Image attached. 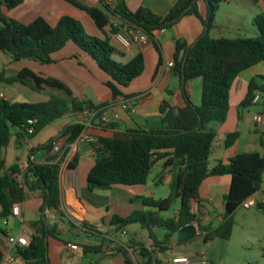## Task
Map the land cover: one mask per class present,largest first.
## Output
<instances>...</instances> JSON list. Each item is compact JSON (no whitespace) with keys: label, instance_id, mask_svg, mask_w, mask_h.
Wrapping results in <instances>:
<instances>
[{"label":"trees","instance_id":"16d2710c","mask_svg":"<svg viewBox=\"0 0 264 264\" xmlns=\"http://www.w3.org/2000/svg\"><path fill=\"white\" fill-rule=\"evenodd\" d=\"M62 1L87 13L104 38L87 35L82 23L69 15L62 16L55 26L43 17L36 18L30 24L22 23L9 16L7 11L22 6L25 0H0V52L17 61L28 60L50 65L55 62V54L73 43L89 54L112 80L106 85L113 100L128 99L120 88H128L143 75L145 58L143 54H138L128 63L113 58L118 50L112 37L116 30L112 26L111 14L120 16L151 37V42L160 54L161 66L162 50L155 40L157 32L171 29L188 16L198 18L204 27L203 34L192 45L182 38L176 40L172 73L180 80L185 106L177 107L169 100H164L160 107L161 128L112 132L110 129H115L113 125L94 126L98 133L93 134L96 142L89 144L94 159V166L87 177L90 191H112L116 186H145L152 171L160 163L164 170L158 183L169 181L175 173L169 198L155 200L143 195L133 196L123 201L130 211L127 217L118 213L112 215L109 225L116 232H126L130 226L139 224L149 231V238L154 242L153 247L135 240L117 246L111 254L113 264H164L158 255L170 248L172 239L180 229L194 221L199 224V237L205 243L216 239L229 240L233 234L236 211L263 187L264 152L238 154L212 166L210 159L214 154L218 132L210 128V125L227 121L231 109V89L239 75L256 65L264 64V15L254 19L258 29L254 37L214 38L211 32L215 28V17L225 0H178L166 16L156 15L146 7L132 12L124 0H119L113 10L101 0L106 12L81 0ZM201 3L207 6L205 16L200 13ZM197 78L203 80L201 106L192 102L188 87L189 81ZM0 82L21 83L38 93L47 90L60 93L52 95L47 102L35 104L0 100V219L12 217L14 206L24 203L28 192L39 193L43 204L40 218L32 223L34 232L30 245L17 247L15 254L22 256L28 264H51L48 242L50 238H59V221L66 218L59 184L61 164L35 163L31 158L37 151L61 139H66L67 144L74 143L86 129L85 125L78 123L85 121L82 114L103 109L109 104L106 101L97 105L79 98L63 81L43 77L30 68H24L8 78L0 72ZM263 82L264 77L250 81L239 110L253 105L255 93L263 89ZM66 116L75 117V121L47 144L31 150L27 172L24 173L26 190L15 178V174L21 172L19 166H7V148L13 138H16V145L20 148L25 140L34 139L52 123ZM29 129L34 130L33 134L29 135ZM239 138L238 131L228 133L223 148L231 149ZM260 143L264 149L263 135ZM80 158L79 154L75 155L68 168L76 169ZM222 176L231 177L229 191L224 196L225 213L219 225H204L198 215L193 213V203L198 201L203 205L200 192L204 182ZM173 199H180V208L174 218L165 219L161 212L170 208ZM257 204L263 208L261 203ZM49 214H53L59 221L51 223ZM84 227L87 231L94 230L93 227ZM154 228L165 230V237L159 238ZM105 241L98 245H83L84 255L101 254ZM2 260L0 249V264Z\"/></svg>","mask_w":264,"mask_h":264},{"label":"crops","instance_id":"0c3cea01","mask_svg":"<svg viewBox=\"0 0 264 264\" xmlns=\"http://www.w3.org/2000/svg\"><path fill=\"white\" fill-rule=\"evenodd\" d=\"M84 3L93 5L98 2L102 6L101 0H81ZM89 1V2H88ZM119 0H111L112 5H116ZM128 9L132 12H136L141 7H146L151 10L154 14L159 16H166L169 11L174 7L178 0H124ZM62 0H25L24 4L12 11H7V14L12 18L25 23L30 24L38 17L45 18L52 26H55L59 19L64 16L60 14V10L65 7ZM90 3V4H89ZM98 7V6H96ZM100 8V7H98ZM200 13L205 16L207 13V6L205 3L200 4ZM258 15H264V2L255 3L252 0H225L222 4L220 10L217 12L215 17V28L212 31H217L219 35H225V32L235 33L239 35H246L250 33L252 37L258 34V29L254 24V19ZM50 16L55 19L54 24H52L46 17ZM204 27L201 21L194 17L188 16L183 18L178 24L173 26L171 29L159 31L155 34V40L159 44L162 50V59L164 62H174V56L176 51V40L179 38L185 39L189 45L194 44L197 39L203 34ZM213 37V36H212ZM240 37V36H239ZM216 38V37H214ZM218 38H229V37H218ZM114 40V39H113ZM115 46L118 50L115 55V60L128 63L138 54H143L145 58V71L143 75L135 80L129 87H132L131 92H129L128 99L113 100L109 90L98 87L97 85L86 84L83 86L82 99H87L92 101L94 104H100L102 102L108 101V104H115V109L119 112L120 119L114 123V128L117 130H155L162 127L160 107L164 100H169L174 106L184 107L185 99L182 94V88L179 78L174 74H162L160 65V54L157 51L155 45L150 41L146 46L139 47L134 45L131 49L123 48L116 40H114ZM27 61L28 60H23ZM22 60L17 61L12 56L6 55L0 52V72L5 74V77H12L20 70L24 69V63ZM125 61V62H124ZM33 62V61H29ZM42 65V64H41ZM27 68V67H26ZM35 72V71H34ZM37 73V72H35ZM39 75V74H38ZM46 77V76H43ZM257 77H264V64L256 65L244 72H242L237 80L235 81L230 96L231 109L227 121L219 125L215 130L219 134L225 136L228 133L238 131L240 133V138L229 150L223 148V142L219 148L223 149L224 152H217V158L222 156V160L227 161L229 158L234 157L242 153H252L259 152L263 153L264 149L253 148L249 140L243 139V131H247L251 134V127L245 121V112L249 109L254 112L253 125L255 126L254 132L258 133L262 128L264 131V126H260L256 123V117L259 114L264 115V107L258 105H252L249 108L239 110V106L245 99L248 86L252 79ZM62 81V80H61ZM65 83V82H64ZM128 87V88H129ZM188 87L191 94V100L196 106H201L202 104V91H203V80L202 78H197L189 81ZM27 89L33 91L31 88L21 84L14 83L8 84L6 82H0V94L4 95L3 99L10 102L22 101L21 99L28 95ZM86 90H90L93 98H89L86 94ZM35 92V91H33ZM27 93V94H26ZM38 93V92H35ZM46 96H49V101L51 96L55 93L53 90H47L42 92ZM25 94V95H24ZM41 94V93H39ZM57 94V93H56ZM60 95V93H58ZM29 97V96H27ZM97 99L96 101L94 99ZM124 100H131L134 104V109L131 111H123L120 109L119 104ZM19 103V102H18ZM70 117V121L66 122L62 126V130L75 121V117ZM64 117V118H66ZM62 118V119H64ZM59 119L54 123L62 120ZM52 123L51 125H53ZM50 125V126H51ZM48 126V127H50ZM47 127V128H48ZM46 128V129H47ZM89 132L93 135L98 133L96 128L93 126L89 127ZM45 129V130H46ZM101 130V128H98ZM116 130V131H117ZM44 131V130H43ZM113 132V130L110 129ZM58 134V135H59ZM57 137V136H56ZM55 137V138H56ZM264 138V136H263ZM60 142H64L61 139ZM48 142L41 141L40 134L36 136L31 141L23 143L20 148L16 145V138H13L10 146L6 150L7 166L12 167L20 165L22 163H27L31 150L36 149ZM261 148L262 145L260 143ZM48 147V146H47ZM256 147V146H255ZM45 152V149L43 150ZM215 151V150H214ZM37 154V152H36ZM36 154L33 156V161L35 163H51L49 161L50 155L45 152V158L41 161H37ZM80 155V162L76 169H69L65 167L60 169V194H61V204L63 211L65 212L66 218L64 221H59L54 217L53 214H49L51 223L54 221H59V231L60 235L58 239H49V257L51 264H113L114 259L112 258V252H108L107 249L115 247V241L118 243L115 235L110 234L113 227L109 225L110 219L113 214L117 212H124L129 214V208L126 207L125 203H118L115 205L114 200L109 204L105 201L101 207L95 206L94 203L91 205L83 200V191L88 190L92 194L94 192L90 191L87 187V183L82 180L83 176L87 179L92 166L89 157H92V149L88 144H81L77 148L75 155ZM54 162V160L52 161ZM85 162V163H84ZM175 172V170H174ZM173 173L172 176H174ZM171 176V177H172ZM264 176V175H263ZM170 177V179H171ZM231 184L230 176L213 177L209 178L204 182L201 188V198L203 199V205L198 201L193 203V213L197 214L204 225L208 223H213V218L211 213L207 209L210 206L213 198L211 196V186L212 185H224L227 187V192L229 191ZM114 191V189L112 190ZM112 191H95V192H112ZM262 191V189H261ZM261 191H259L254 197L258 199ZM225 194V195H226ZM224 195V196H225ZM253 197V198H254ZM32 200V204L27 201V199ZM26 201L23 203V213L20 221L22 222V228L20 231H15L10 229L9 231L2 232L0 235V249L3 253L8 251L6 237L8 235H21L26 234L31 240V235L34 230L32 223L40 218V208L43 201L39 193L28 192ZM260 203V202H259ZM200 207V210L195 209L194 205ZM264 207V200L261 202ZM126 208V209H125ZM1 211V207H0ZM33 212V213H32ZM5 220V225L9 226V219ZM223 215H220L219 221L221 222ZM102 222L108 229L107 232H99L94 227H99ZM76 223L82 224V229L78 228ZM197 223V222H196ZM214 224V223H213ZM215 225V224H214ZM84 226L93 227V231L86 230ZM198 229L200 232L199 225ZM216 226V225H215ZM72 237L85 238L87 240L86 244H81L77 239L73 240ZM139 238V237H138ZM145 238V237H144ZM103 252L99 255H84L83 245H98L104 243ZM130 243L133 240L138 241V239L128 238ZM95 242V243H94ZM68 243H75L79 245V250L73 251L67 247ZM120 244V243H119ZM122 245V244H120ZM15 254V251L13 252ZM174 257H188L183 252L174 253ZM161 259V254L158 255ZM208 261V260H207ZM212 263V260H209ZM28 264V263H26ZM213 264V263H212Z\"/></svg>","mask_w":264,"mask_h":264},{"label":"rangeland","instance_id":"374dc122","mask_svg":"<svg viewBox=\"0 0 264 264\" xmlns=\"http://www.w3.org/2000/svg\"><path fill=\"white\" fill-rule=\"evenodd\" d=\"M62 3L65 5V7L60 10V14L69 15L74 19L80 21L87 35L94 36L100 39L104 38L102 33L96 27L94 21L90 18L87 13L75 8L74 6L66 2ZM93 5L100 7L106 12V9L100 3L96 2ZM46 18L52 24H54L55 19L53 17L47 16ZM224 34L225 35H219L217 31L211 32V35L216 38L221 36L229 38H237L239 36L241 37V35L238 36L235 33L225 32ZM249 34L250 33H246V35L242 36L249 38L252 37V35ZM113 58L116 59L115 56H113ZM54 61L55 62L50 65H41L39 63L29 61H23L22 63H24L23 66L25 68H30L41 76L52 77L62 80L70 87L74 95L79 98H81L82 96L84 85H97L100 88L108 90L106 84L107 82L112 81L100 69L98 64L91 58L89 54L81 50L78 46L73 43H69L64 50L55 54ZM120 89L122 93L126 95L131 92L132 87H121ZM27 91L29 94H24L25 97L21 99L22 101H18L19 103H42L48 100L49 98V96H46L44 93H35L29 89H27ZM53 92L55 94L59 93L57 91ZM85 92L89 98H93L92 94L90 93V90H86ZM94 100L96 101L97 99L95 98ZM253 117L254 112H252L251 109L245 112V121L251 127L252 130L251 134H248L247 131H243V139L244 141L249 140L253 148L263 150V148H261L260 146V138L262 135L264 136V131L261 128L258 133L254 132L255 126L253 125ZM70 119V117H66L54 123L46 130L42 131L40 133L41 141L49 142L50 140L58 136L59 132L62 130V126L66 124V122H69ZM219 125L222 124L213 123L210 125V128L216 129ZM223 139L224 135L219 134L215 143L214 154L210 159V163L212 166L216 165L223 158L222 156H220V158H217L216 154L217 152H224L223 149H218V147H220V145L222 144ZM45 156L46 155L43 150L37 151L36 159L37 161H41L43 158H45ZM85 161H90L91 166H94V159L92 157H89V159ZM163 170V164H158L152 171L148 183L145 186H116L114 188V191H112L111 193L94 192L92 194L88 190H84L83 200L88 202V204L90 205L94 203L95 206L101 207V205H103L105 201L111 204L112 200H114L115 205L118 203L122 204V202H125L126 199L137 195L151 197L155 200L169 198L172 193L171 184L175 174L171 177L169 181L160 184L158 182ZM82 178V180H85L84 182L87 183V179L84 176ZM210 190L213 201L211 202L210 206L207 207V209L211 213L213 223L217 226L220 224V215H224L225 213L224 195L227 192V187L224 185H212ZM254 199L257 201V203H261L264 200V176L262 191L258 199L255 197ZM27 201L30 202V205L32 204L31 199L28 198ZM134 206L140 207L136 205ZM197 206L195 204L194 208L200 210V207ZM179 208L180 199H173L170 208L165 211H162L161 214L165 219H172L176 216V213ZM124 211L125 210L117 213L123 217H127L129 214L125 213L126 211ZM8 221L9 226H6L5 220L0 219V235H2V232L9 231L10 229H14L15 231L21 230L22 222L19 218L13 217ZM196 224L199 225L198 223ZM94 228L99 232L103 233L107 232L108 229L105 225L102 224V222L100 223L98 228L97 226H95ZM153 230L159 238L165 237V230L160 228H154ZM110 234L115 235V238H117L118 243L115 241V247L107 249L108 252H112V250L116 249L117 246H119L120 244L124 245L129 243L130 241L128 240V238L130 239L131 237H135L136 239H138V242H141L142 244H145L148 247H153L154 244V242L149 238V231L144 230L139 224L130 226L126 230V232H116L115 228H113ZM177 237L178 234L172 239L170 243V248L165 253L161 254L160 260H162L163 262L171 261L176 258L174 257L176 256L174 253L183 252L185 255L188 256L187 258H190L195 261L202 259L208 261L212 260L213 264H264V207L260 208L257 204L254 208L247 209L246 206H241L235 213V225L233 229V234L229 240L216 239L212 242L205 243L203 239L198 236L189 242L179 244ZM72 239H77L81 244H86L87 242L85 238L72 237Z\"/></svg>","mask_w":264,"mask_h":264},{"label":"built area","instance_id":"2783aa9c","mask_svg":"<svg viewBox=\"0 0 264 264\" xmlns=\"http://www.w3.org/2000/svg\"><path fill=\"white\" fill-rule=\"evenodd\" d=\"M106 6H109L111 10L115 8V5L111 4V0H104ZM111 21L113 29L116 30V33L112 35L113 39L116 40L123 48L131 49L134 45H138L139 47H144L151 41V37L144 32L142 29L131 25L128 21L122 19L120 16L111 14ZM174 66V62H164L161 66L162 74H170L172 73V69ZM4 98V95L0 94V100ZM253 105H258L264 107V82H263V89L257 91L253 98ZM115 104L108 105L107 107L94 110V111H85L82 114L83 119L88 122L86 125V129L79 135L77 140L72 144H67L66 139L64 142L57 141L53 143V155H54V162L60 163L62 169L68 167L69 163L75 156L77 152V148L81 144H92L96 142V137L92 135L88 128L90 125H94L97 120L100 121V125L105 127H111L120 119L119 112L115 109ZM119 107L123 111H131L134 109L133 101L131 100H124L119 104ZM32 124L33 122L30 121ZM256 123L260 126H264V115L259 114L256 117ZM34 130L29 129V135L33 134ZM25 140L24 142H27ZM33 161V158H31ZM20 173L15 174V178L17 182L23 186L26 190L27 187L25 186V179L24 173L27 172V163H22L20 165ZM257 205V201L254 198L247 200L244 203L247 209L254 208ZM23 213V203L16 204L13 208V216L17 218H22ZM6 224V223H5ZM78 228L82 229V224L76 223ZM30 239L26 234L21 235H8L6 237V243L8 251L4 253L3 260L1 264H26L27 262L25 259L13 252L17 247H27L30 245ZM67 247L73 251L79 250V245L75 243H68ZM164 264H212L209 261L202 259V260H192L187 257H176L171 261H165Z\"/></svg>","mask_w":264,"mask_h":264},{"label":"water","instance_id":"95a60500","mask_svg":"<svg viewBox=\"0 0 264 264\" xmlns=\"http://www.w3.org/2000/svg\"><path fill=\"white\" fill-rule=\"evenodd\" d=\"M78 123L85 125V126L88 125V122H85V121H78ZM90 126L100 127L101 126L100 121L97 120L94 125H90ZM111 130L116 131L117 129H111ZM45 152L50 155L48 162H52L54 160L53 145H49L48 147H46ZM199 235H200V232H199L198 226L196 222L194 221L190 223L189 225L180 229V231L178 232L177 240L179 244H183V243L193 240Z\"/></svg>","mask_w":264,"mask_h":264}]
</instances>
